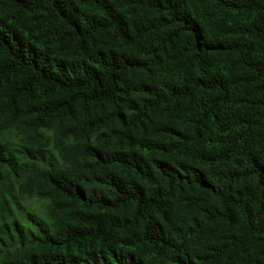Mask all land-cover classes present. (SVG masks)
<instances>
[{"label":"trees","instance_id":"16d2710c","mask_svg":"<svg viewBox=\"0 0 264 264\" xmlns=\"http://www.w3.org/2000/svg\"><path fill=\"white\" fill-rule=\"evenodd\" d=\"M0 264H264V0H0Z\"/></svg>","mask_w":264,"mask_h":264},{"label":"rangeland","instance_id":"374dc122","mask_svg":"<svg viewBox=\"0 0 264 264\" xmlns=\"http://www.w3.org/2000/svg\"><path fill=\"white\" fill-rule=\"evenodd\" d=\"M26 204H27V205H31V206H32L34 209H36V210H40V206H39V204L36 203V202H34V201L29 200Z\"/></svg>","mask_w":264,"mask_h":264}]
</instances>
